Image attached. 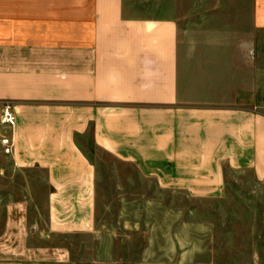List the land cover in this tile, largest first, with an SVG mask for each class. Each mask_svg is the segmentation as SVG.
I'll return each instance as SVG.
<instances>
[{
	"label": "crops",
	"instance_id": "1",
	"mask_svg": "<svg viewBox=\"0 0 264 264\" xmlns=\"http://www.w3.org/2000/svg\"><path fill=\"white\" fill-rule=\"evenodd\" d=\"M133 2L0 0V264H73L56 243L96 230L86 142L163 193L264 186V0L239 1L237 32H191L237 45L186 46L169 5Z\"/></svg>",
	"mask_w": 264,
	"mask_h": 264
},
{
	"label": "rangeland",
	"instance_id": "2",
	"mask_svg": "<svg viewBox=\"0 0 264 264\" xmlns=\"http://www.w3.org/2000/svg\"><path fill=\"white\" fill-rule=\"evenodd\" d=\"M239 1L134 0L133 6L138 15L161 16L169 5L170 15L179 19L183 46L207 39L237 45V35L191 32H237ZM229 87L237 104L238 80H230ZM84 151L97 170L96 230L56 243L68 249L73 264H264V186L230 181L224 199L194 200L160 192L89 142Z\"/></svg>",
	"mask_w": 264,
	"mask_h": 264
},
{
	"label": "built area",
	"instance_id": "3",
	"mask_svg": "<svg viewBox=\"0 0 264 264\" xmlns=\"http://www.w3.org/2000/svg\"><path fill=\"white\" fill-rule=\"evenodd\" d=\"M15 117L12 110L11 104H4L2 107V114H1V122L3 124H7L9 126H12L14 124ZM4 144H7V140L3 139L2 141Z\"/></svg>",
	"mask_w": 264,
	"mask_h": 264
}]
</instances>
